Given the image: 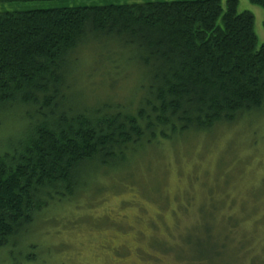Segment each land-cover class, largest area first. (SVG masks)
Segmentation results:
<instances>
[{"label": "trees", "instance_id": "obj_1", "mask_svg": "<svg viewBox=\"0 0 264 264\" xmlns=\"http://www.w3.org/2000/svg\"><path fill=\"white\" fill-rule=\"evenodd\" d=\"M42 1L60 0L0 3ZM249 1L264 11V0ZM253 24L237 0L0 12V130H19L0 148V261H38L30 232L88 191L90 174L263 113L264 44ZM112 46L134 64L133 104L107 95L88 102L69 83L74 53ZM213 207H200L203 238L179 246L192 264H226L228 234L215 235Z\"/></svg>", "mask_w": 264, "mask_h": 264}, {"label": "rangeland", "instance_id": "obj_2", "mask_svg": "<svg viewBox=\"0 0 264 264\" xmlns=\"http://www.w3.org/2000/svg\"><path fill=\"white\" fill-rule=\"evenodd\" d=\"M173 1L193 0L13 2L0 3V12ZM237 10L252 14L257 44H264L263 9L237 0ZM113 48L112 53L82 49L71 57L69 83L82 99L107 95L119 104L136 101L134 64ZM17 131L0 130L2 150ZM160 144L144 148L130 166L90 174L88 191L48 210L49 217L30 232L38 261L24 264H192L179 246L203 238L199 211L206 203L214 204L215 235L228 234L225 263L264 264V112Z\"/></svg>", "mask_w": 264, "mask_h": 264}]
</instances>
